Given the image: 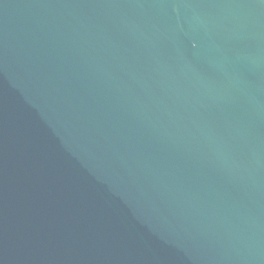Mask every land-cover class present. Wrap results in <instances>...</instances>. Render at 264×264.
<instances>
[{"label":"water","instance_id":"water-1","mask_svg":"<svg viewBox=\"0 0 264 264\" xmlns=\"http://www.w3.org/2000/svg\"><path fill=\"white\" fill-rule=\"evenodd\" d=\"M0 264H264V0H0Z\"/></svg>","mask_w":264,"mask_h":264}]
</instances>
